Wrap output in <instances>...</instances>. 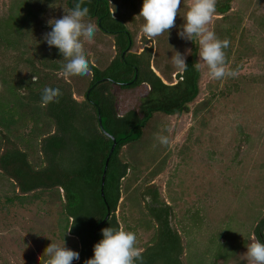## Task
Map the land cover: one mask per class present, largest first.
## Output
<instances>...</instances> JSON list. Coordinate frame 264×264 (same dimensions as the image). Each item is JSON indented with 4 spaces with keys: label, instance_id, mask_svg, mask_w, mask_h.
<instances>
[{
    "label": "trees",
    "instance_id": "16d2710c",
    "mask_svg": "<svg viewBox=\"0 0 264 264\" xmlns=\"http://www.w3.org/2000/svg\"><path fill=\"white\" fill-rule=\"evenodd\" d=\"M234 1L217 0L214 16L219 18L213 31L220 40L238 39L237 49L241 50L229 67L238 72L240 58H252L257 52L255 47L260 48L259 56L264 63V27L259 29L262 41L259 47L254 37L249 40L245 35L241 17L230 12ZM76 2L10 0L0 15V175L13 182L22 198L29 200L40 195L43 202L46 197L59 205L63 236L70 235L79 243L80 258L72 264H84L93 257L95 243L103 239L101 229L120 228L115 212L122 198V182L131 170L147 167L150 176L146 185L131 197L138 198L144 210L145 229L153 232L141 250L142 260L136 264H184V248L172 222V208L160 197L158 187L150 184L161 173L164 160L143 161L140 151L144 147L140 145L148 137L154 114L169 117L188 113L200 94L201 70L193 67L198 60V41L178 35L189 9L187 0L181 2L174 28L143 40L153 42L155 50L144 47L139 54L127 51L134 46V34L127 23H136L134 17L138 16L142 27L145 21L139 13L143 0H85L83 6L90 10L86 22H93L100 35L111 39L116 54L111 60L102 57L96 60V66L90 64L89 75L71 76L74 85L71 88L69 83H52V75L63 73L66 61L59 49L49 47L44 39L52 29L41 27L47 14L62 9L68 13ZM247 40L249 45L244 46ZM184 48L189 49L185 58L188 68L182 72L171 58L174 51L182 54ZM230 48L229 45L224 50L226 64ZM142 85L149 89L147 95L140 98L137 107L118 115L111 87L133 90ZM45 87L59 88L62 95L58 102L42 107L41 93ZM76 93L83 96L81 102L73 98ZM202 106L195 105L192 112ZM98 116L104 131L116 142L105 172L103 198L100 182L112 141L99 129ZM123 148L128 152L127 160L121 157ZM35 152L40 156L39 167H34L29 159ZM107 214L108 219L103 222ZM99 224L102 225L93 239V231ZM263 232L264 215L253 226L252 236L264 242ZM229 251L225 244L219 245L215 260L225 259ZM41 264H47V260L43 259Z\"/></svg>",
    "mask_w": 264,
    "mask_h": 264
},
{
    "label": "rangeland",
    "instance_id": "374dc122",
    "mask_svg": "<svg viewBox=\"0 0 264 264\" xmlns=\"http://www.w3.org/2000/svg\"><path fill=\"white\" fill-rule=\"evenodd\" d=\"M9 1L0 0V15ZM191 2L187 0L188 7ZM231 7L230 12L241 17L245 35L249 40L254 37L260 47L264 0H235ZM63 11L47 14L41 28L51 29L52 15L60 19L66 13ZM217 18L213 16L208 25L212 31ZM134 20L136 23H127L134 34L132 52L139 54L144 47L155 50L153 42L144 43L148 39L138 16ZM247 41L244 46L249 45ZM236 44V38L230 42L226 69L241 50ZM84 48L93 66L101 57L111 60L114 56L111 39L100 35L97 28L93 40L84 41ZM255 48L257 52L252 58H240L235 77L212 79L201 61L200 94L189 106V112L169 117L154 114L148 137L140 145L144 147L140 151L143 161L164 160L161 173L150 184L158 187L160 197L172 208V222L184 248V264H249L245 253L253 240L252 228L264 215V63L259 56L260 48ZM184 49L182 54L186 58L189 49ZM52 76V83H69L74 88L71 76H65L64 72ZM162 82L167 84L163 79ZM110 91L116 98L118 115H123L137 107L149 89L144 85L133 90L112 86ZM73 98L77 102L83 100L77 93ZM197 104L203 106L193 113ZM157 133L168 137L167 146L159 144L155 138ZM121 154L126 159L128 152L123 148ZM29 159L34 167L40 166L38 153H32ZM146 168L128 173L122 182V198L115 212L120 227L136 234V246L140 250L151 239L153 230L145 229L143 207L138 198L131 196L146 185L150 176ZM12 183L0 175V264H41L43 259H49L44 251L51 243H64L79 253L78 240L62 234L59 205L46 197L43 202L44 197L40 195L24 199ZM224 244L230 254L223 260H215V249Z\"/></svg>",
    "mask_w": 264,
    "mask_h": 264
},
{
    "label": "clouds",
    "instance_id": "9594fccd",
    "mask_svg": "<svg viewBox=\"0 0 264 264\" xmlns=\"http://www.w3.org/2000/svg\"><path fill=\"white\" fill-rule=\"evenodd\" d=\"M182 0H143L139 16L143 17L142 32L149 38H155L175 27ZM217 0H192L185 14L182 31L178 35L182 39L194 41L198 39L199 61L193 65L197 70L201 61L207 66L212 79L235 77V70L226 69L225 49L230 45L227 39L220 40L214 31L208 28L216 11ZM85 0H78L73 9L62 18L49 21L51 31L44 36L49 47H56L66 63L63 66L65 76H84L91 73L90 62L86 56L84 41H92L96 25L86 22L89 8L83 6ZM114 19V18H113ZM173 65L180 71L187 70L185 56L174 51ZM35 77H33V80ZM62 95L59 88L45 87L41 93V106L58 102ZM156 140L162 146L169 144L167 136L155 134ZM70 231V230H69ZM103 239L94 245V255L84 264H136L142 260L141 250L137 245L134 232L126 231L123 227H106L101 229ZM44 254L49 259L47 264H72L78 260L79 253L63 245L51 243ZM246 257L249 264H264V242L253 239L247 246Z\"/></svg>",
    "mask_w": 264,
    "mask_h": 264
},
{
    "label": "water",
    "instance_id": "95a60500",
    "mask_svg": "<svg viewBox=\"0 0 264 264\" xmlns=\"http://www.w3.org/2000/svg\"><path fill=\"white\" fill-rule=\"evenodd\" d=\"M98 127L99 129L101 130V132L103 133V135H105L107 138H109L111 141H112V146L109 150V155H108V158L106 159L105 163H104V170H103V174L101 176V182H100V187H101V197L103 198V186H104V181H105V172H106V168H107V165H108V161H109V157L111 156V154L113 153L114 151V148L116 146V142H115V138L113 136H110L109 134H107L103 127H102V124H101V118L98 116ZM108 216L109 214H107L106 218L103 220V222H105L107 219H108ZM102 224H99L93 231V239H95V236H96V232L97 230L101 227ZM95 243V242H94ZM96 244V243H95Z\"/></svg>",
    "mask_w": 264,
    "mask_h": 264
},
{
    "label": "flooded vegetation",
    "instance_id": "af4514ba",
    "mask_svg": "<svg viewBox=\"0 0 264 264\" xmlns=\"http://www.w3.org/2000/svg\"><path fill=\"white\" fill-rule=\"evenodd\" d=\"M113 50H114V55L116 54V50L113 48ZM127 51L128 52H130V54H133L134 52H132L131 50L129 51V49H127ZM125 53H123V55H124ZM263 235H264V232H263ZM253 239H255L254 237H253Z\"/></svg>",
    "mask_w": 264,
    "mask_h": 264
}]
</instances>
